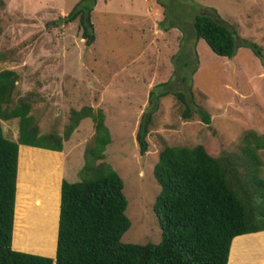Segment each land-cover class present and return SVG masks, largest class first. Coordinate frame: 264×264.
Here are the masks:
<instances>
[{
	"label": "rangeland",
	"instance_id": "obj_1",
	"mask_svg": "<svg viewBox=\"0 0 264 264\" xmlns=\"http://www.w3.org/2000/svg\"><path fill=\"white\" fill-rule=\"evenodd\" d=\"M179 1L185 6V25L193 14L218 19L234 30L238 44H255L264 64V0ZM76 2L0 0V70L15 73L12 97L31 100L29 114L39 134H60L70 109L100 110L110 140L102 162L121 180L129 223L119 242L155 244L159 231L151 206L158 185L151 167L157 153L163 147L195 145L210 156L234 153L245 132L264 135V65L243 47L225 59L191 36L182 42L178 0H95L89 13L93 42L85 46L76 22H63ZM178 50L196 59L186 82L172 73V55ZM165 81L168 92L180 91L190 101V117L181 118L182 105L173 96L158 98L146 151L138 155L134 132L148 107L147 93ZM198 112L207 115L208 125ZM0 129L4 138L15 141L16 120L0 121ZM91 135V122L83 119L61 143V156L18 146L13 251L53 256L57 182L79 180L81 153ZM257 154L264 177V150Z\"/></svg>",
	"mask_w": 264,
	"mask_h": 264
},
{
	"label": "trees",
	"instance_id": "obj_2",
	"mask_svg": "<svg viewBox=\"0 0 264 264\" xmlns=\"http://www.w3.org/2000/svg\"><path fill=\"white\" fill-rule=\"evenodd\" d=\"M178 2V17H182L177 29L182 42L191 36L194 41L201 40L213 55L225 59H231L236 49L243 47L264 65L260 49L250 42L238 44L234 30L218 19L193 14L189 25H185V6ZM94 3L77 0L63 19L64 23L76 22L85 46L93 42L89 13ZM192 7L190 4L189 9ZM211 13L214 15V11ZM171 63L173 75L181 82L195 72L196 59L191 61L187 51L178 50ZM186 69L187 75L179 77L178 73ZM14 83L13 71L0 70V121L16 120L14 142L4 138L0 129V264H225L234 237L264 231V177L257 154L264 150V135L247 131L234 153L210 156L201 145L163 147L151 167L158 185L151 210L159 240L142 245L119 242L129 223L123 213L126 203L121 180L102 162L110 140L100 110L70 109L60 134H39L29 114L31 100L27 96L12 97ZM167 85L168 81L158 83L147 93L148 107L134 132L138 155L146 151L145 136L158 98L173 96L182 105L181 118L190 117V101L186 102L180 91L168 92ZM198 114L200 121L208 125L207 115ZM83 119L90 120L92 135L81 153L79 180L59 183L53 257L13 251L18 146L60 152L61 143Z\"/></svg>",
	"mask_w": 264,
	"mask_h": 264
},
{
	"label": "crops",
	"instance_id": "obj_3",
	"mask_svg": "<svg viewBox=\"0 0 264 264\" xmlns=\"http://www.w3.org/2000/svg\"><path fill=\"white\" fill-rule=\"evenodd\" d=\"M61 151L53 153L61 156V153L63 154ZM60 181L58 179L57 197ZM225 264H264V231L234 237L229 244Z\"/></svg>",
	"mask_w": 264,
	"mask_h": 264
}]
</instances>
